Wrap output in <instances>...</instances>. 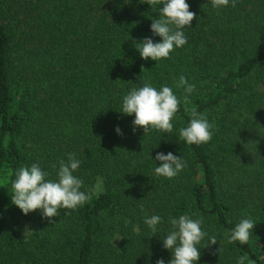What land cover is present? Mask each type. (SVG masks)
I'll return each mask as SVG.
<instances>
[{"label": "trees", "instance_id": "1", "mask_svg": "<svg viewBox=\"0 0 264 264\" xmlns=\"http://www.w3.org/2000/svg\"><path fill=\"white\" fill-rule=\"evenodd\" d=\"M186 2L196 13L183 29L187 43L154 61L136 45L161 41L150 25L163 5L0 0V264H168V220L184 214L202 217L208 233L196 264H236L241 255L264 264V0L219 9ZM181 75L196 86L189 107L215 124L206 144L179 139L191 119L175 86ZM145 81L181 100L171 133L133 132L135 115L120 111ZM157 152L187 166L172 179L156 176ZM69 153L81 161V191L97 178L105 191L60 209L52 223L39 209L23 214L11 200L15 171L36 163L55 181ZM153 215L162 218L156 234L144 222ZM244 218L256 222L248 243H227L225 233ZM23 221L32 226L27 236ZM211 236L217 243L205 246Z\"/></svg>", "mask_w": 264, "mask_h": 264}, {"label": "clouds", "instance_id": "2", "mask_svg": "<svg viewBox=\"0 0 264 264\" xmlns=\"http://www.w3.org/2000/svg\"><path fill=\"white\" fill-rule=\"evenodd\" d=\"M155 8L163 5L159 9V18L154 19L150 25L152 34L160 36V42H153L149 37L136 45L142 59L149 58L160 61L170 58V53L176 48L183 47L187 43L183 29L191 27V22L196 17V13L189 10L186 0H140ZM235 7L237 0H231ZM213 8L219 9L227 7L229 0H211ZM177 88H183L184 111L191 117L186 127L179 129V139L188 145H201L208 143L213 136L214 123H209L205 114L197 111L195 107H189V95L195 91V84L189 83L183 75L175 82ZM181 100L174 94L172 88L162 86L159 90L145 81L142 87L132 88L122 99L121 112L128 115H135L133 132L137 127L143 128L144 135L151 129L162 133L173 131V119L180 111ZM117 134L123 135L117 126ZM156 161H160L159 166L155 167L154 175L163 176L168 179L176 177L187 166L180 156L172 152L164 154L157 152ZM81 161L76 158L75 153H69L67 162L59 161L57 170V180H47L48 173L41 167L33 163L30 168L22 166L14 173L11 181L12 195L11 200L14 205L19 207L23 214L27 215L32 211L41 210L42 218L48 219L49 223L58 216L60 209L76 210L90 201L93 196L99 197L104 191L103 179L97 178L96 183L87 191H81L84 181L74 175L78 171ZM56 168V165H52ZM66 214H71L68 212ZM162 218L153 215L145 218V224L151 229L153 234L158 233L157 225ZM168 223L171 231L163 237V247L173 252L172 259L168 264H196L200 259V251L197 245L208 235L203 231L201 225L203 218L192 219L189 215H180L178 218L169 217ZM256 222L250 218L241 219L236 226L226 232L227 243L239 241L240 244H247L252 229ZM122 238V237H121ZM120 239V238H117ZM217 243L215 236L209 237L205 245ZM222 251V246L217 250ZM246 255L237 258L236 264H245ZM156 264H165L163 259L157 260Z\"/></svg>", "mask_w": 264, "mask_h": 264}, {"label": "rangeland", "instance_id": "3", "mask_svg": "<svg viewBox=\"0 0 264 264\" xmlns=\"http://www.w3.org/2000/svg\"><path fill=\"white\" fill-rule=\"evenodd\" d=\"M19 228L21 229V232L27 236V234L29 233V231H32V226L27 223L26 221H23L21 225H19ZM117 238H120V236H116V238L113 240V243L114 244H117L120 239H117ZM160 259V258H159Z\"/></svg>", "mask_w": 264, "mask_h": 264}]
</instances>
